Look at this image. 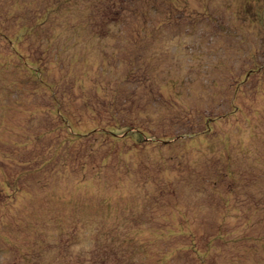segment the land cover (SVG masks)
I'll return each mask as SVG.
<instances>
[{
	"label": "rangeland",
	"instance_id": "obj_1",
	"mask_svg": "<svg viewBox=\"0 0 264 264\" xmlns=\"http://www.w3.org/2000/svg\"><path fill=\"white\" fill-rule=\"evenodd\" d=\"M0 264H264V0H0Z\"/></svg>",
	"mask_w": 264,
	"mask_h": 264
},
{
	"label": "trees",
	"instance_id": "obj_2",
	"mask_svg": "<svg viewBox=\"0 0 264 264\" xmlns=\"http://www.w3.org/2000/svg\"><path fill=\"white\" fill-rule=\"evenodd\" d=\"M113 133V131H111Z\"/></svg>",
	"mask_w": 264,
	"mask_h": 264
}]
</instances>
